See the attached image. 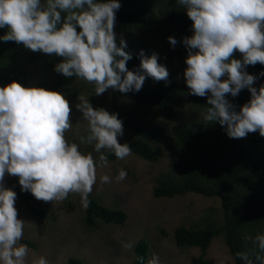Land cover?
I'll return each mask as SVG.
<instances>
[{
    "label": "clouds",
    "instance_id": "obj_1",
    "mask_svg": "<svg viewBox=\"0 0 264 264\" xmlns=\"http://www.w3.org/2000/svg\"><path fill=\"white\" fill-rule=\"evenodd\" d=\"M191 20L192 35L182 41L187 49L183 78L188 95L207 97L203 120L217 123L233 139L258 132L264 137V83L253 87L256 77L249 65H264V0H176ZM119 0H0V41L16 42L32 52L55 55L54 71L93 85V95L109 89L139 92L146 77L167 81V68L158 56L141 50L140 64L128 70L132 55L126 41L114 32ZM173 47L174 37L167 38ZM118 41V43H117ZM234 52L240 59L233 58ZM259 75L264 76V71ZM247 89L250 99L236 110L227 96ZM75 108L86 122V141L97 153H83L65 133L72 127L69 101L64 94L13 81L0 87V264H50L22 243L26 222L18 219L17 194L5 187V175L18 177L21 191L40 201H64L70 193L89 206L98 167H107L108 154L118 159L132 155L121 144L123 121L117 113L93 107L80 95ZM121 169L117 181L126 178ZM103 183L110 177H100ZM252 240L254 258L236 255L244 264H264V231ZM124 247H131L124 244ZM143 264V257L140 258ZM147 264H160L153 255Z\"/></svg>",
    "mask_w": 264,
    "mask_h": 264
},
{
    "label": "trees",
    "instance_id": "obj_2",
    "mask_svg": "<svg viewBox=\"0 0 264 264\" xmlns=\"http://www.w3.org/2000/svg\"><path fill=\"white\" fill-rule=\"evenodd\" d=\"M119 3L121 7L116 12L114 32L126 41L125 50L132 55L126 67L130 71L138 68L141 50L150 56L152 44H156L166 50L158 55V63L167 68L168 80L156 81L146 77L139 92L120 93L109 89L95 96L91 90L86 97L91 104L97 103L99 108L110 105V113L118 114L127 131L125 143L132 149L130 156L145 163L157 164L168 145L167 157L171 158V163L165 173L155 177V199L167 201L192 195L201 198L203 203L217 204L216 208L202 211L196 221L187 219L190 221L188 224H180L172 233L177 247L199 251L188 264H216L209 255L214 240L221 241L232 264H244L237 253L244 252L254 258L257 252L256 245L246 237H254L264 231V137L254 132L240 139L229 138L222 126L203 120L207 97L188 95L182 75L187 56L182 41L192 35V22L176 0H119ZM4 34L5 30L0 29V36ZM170 36L177 40L174 47L168 43ZM233 58L240 59V54L234 52ZM61 59L55 55L32 52L16 42L0 41V87L15 81L23 87L35 86L63 93L72 109L71 115L78 103L76 88L86 81L76 77L65 78L56 73L54 65ZM246 71L256 77L253 87L258 88L264 83V76L259 75L264 71V65H249ZM125 97L136 106L159 116L161 122L157 124L145 116L131 115L127 106L120 102ZM226 98L239 110L250 99V93L243 89L236 97ZM186 104L193 106L200 115L184 117L182 111ZM70 120L72 127L65 133L66 137L79 128L77 115L70 116ZM170 122H173L172 126L167 125ZM86 135L79 136V139L86 138ZM108 160L110 164L122 159L108 154ZM4 184L16 192V199L34 219L41 223L50 219L44 206L18 194V177L6 174ZM88 199L90 203L85 207L81 221L83 228L90 230L98 225H126L128 215L124 210L104 205L92 192ZM21 242L36 248L29 241ZM150 253L152 258V245L140 238L133 246L131 264H141V257L143 264H147ZM67 264L89 263L83 258L71 257Z\"/></svg>",
    "mask_w": 264,
    "mask_h": 264
},
{
    "label": "rangeland",
    "instance_id": "obj_3",
    "mask_svg": "<svg viewBox=\"0 0 264 264\" xmlns=\"http://www.w3.org/2000/svg\"><path fill=\"white\" fill-rule=\"evenodd\" d=\"M152 46L151 53H156L157 56L166 52L156 44ZM76 89L78 95L75 98L78 101L80 90L86 96L93 90V85L81 82ZM120 102L127 106L131 115L145 116L146 119L157 124L161 122L159 116L136 106L126 97ZM96 104L92 103L93 107H97ZM101 108L110 113V105ZM74 110L70 116H78L79 128L66 138L70 142L80 144L79 148L83 153L92 152L96 157L97 153L93 151L92 144L86 139H79V136L82 137L87 133L86 122L81 119V114L75 107ZM182 115L198 117L200 113L193 106L186 104ZM167 125L172 126L173 122ZM126 136L127 131L123 127V135L118 138L119 143H125ZM166 147L162 159L157 164L145 163L135 156H127L118 162L108 164L107 167L97 168L92 194L104 205L122 209L127 213L128 220L123 227L98 225L90 230L85 229L81 225L85 207L81 203L79 194L70 193L61 202H44L35 199L29 192H22L19 186L18 194L32 203L44 206L50 218L45 223L39 222L29 215L26 208L16 199L14 206L17 209V218L36 225L33 227L31 223L25 224L22 241L35 244L36 248L28 247L37 255L47 257L50 264H67L71 257L83 258L89 264H131L133 246L143 237L152 245L154 255L159 257L160 264H188L190 258L198 255L199 251L177 247L172 233L180 224H188L190 222L188 220L192 219L196 221L202 211L216 208L217 204L209 201L203 203L201 198L192 195L167 201L154 198L155 177L165 173L171 163V158L167 157L169 147L168 145ZM121 169L126 170L127 176L124 180L117 181L116 176ZM104 175L110 177V182L101 181L100 177ZM215 241L211 245L209 255L216 264H232L221 241ZM124 244H129L131 247H124ZM149 256L151 259V253ZM28 264H31V255Z\"/></svg>",
    "mask_w": 264,
    "mask_h": 264
}]
</instances>
